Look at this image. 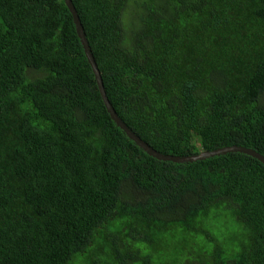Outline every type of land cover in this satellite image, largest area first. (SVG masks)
Here are the masks:
<instances>
[{
  "label": "trees",
  "instance_id": "obj_1",
  "mask_svg": "<svg viewBox=\"0 0 264 264\" xmlns=\"http://www.w3.org/2000/svg\"><path fill=\"white\" fill-rule=\"evenodd\" d=\"M71 1L108 100L149 147L264 156V0ZM227 208L245 238L225 261L204 221ZM163 216L213 244L200 264H264V164L149 156L106 110L65 1L0 0V264H98L104 227L113 264H151L124 240L154 246Z\"/></svg>",
  "mask_w": 264,
  "mask_h": 264
},
{
  "label": "rangeland",
  "instance_id": "obj_2",
  "mask_svg": "<svg viewBox=\"0 0 264 264\" xmlns=\"http://www.w3.org/2000/svg\"><path fill=\"white\" fill-rule=\"evenodd\" d=\"M152 217L155 218V216ZM233 217L232 211L227 208L222 210L218 216H210L204 221L205 229L210 231L217 243L222 247L225 261L233 259L234 254L239 249L240 242H243L245 238L241 224ZM157 222L163 223L166 227L161 228L163 235L156 240L154 246L145 241L138 244L143 255H153L156 264H171V261L175 258H180V261H182L186 254L190 253L192 256H197L203 250L208 251L213 249V244L205 239V235H194L193 233L184 231L178 225L173 224V219L170 216H163ZM118 224L116 223V226ZM116 232L115 228L111 227H104L98 231L97 239L105 248L104 253L97 252L94 255V258L99 261L98 264H102L101 261L103 259L108 260L110 264L114 263L108 239L115 235ZM124 242L126 245L130 244L129 240H124ZM82 256H77L74 264H87L86 258ZM210 263L211 261L209 260L208 264ZM125 264L135 263L126 262ZM188 264H200V262L195 257Z\"/></svg>",
  "mask_w": 264,
  "mask_h": 264
},
{
  "label": "water",
  "instance_id": "obj_3",
  "mask_svg": "<svg viewBox=\"0 0 264 264\" xmlns=\"http://www.w3.org/2000/svg\"><path fill=\"white\" fill-rule=\"evenodd\" d=\"M64 1L66 3L67 7L69 8L70 12L72 13L73 20H74V23L76 26L77 35L79 36L82 47L84 49V52L86 53V56L92 65L93 71L95 73L97 85L99 88V92L102 96L106 110L110 114L111 118L115 121L117 126H119L126 133V135L129 138H131L139 147L143 148L149 156H152L158 160L182 163V162H194V161H198V160H204L206 158H209L212 156H218L220 154H225L228 152H241V153H245L247 155H250V156L258 159L261 163L264 164V156H261L260 154L255 153L252 149L243 148V147H239V146L224 147V148L216 149L214 151H203V152H200L196 155L183 156V157L172 156L171 154H162V153L157 152L156 150L152 149L151 147H149L138 136H136L133 132H131V130H129V128H127V126L117 116L115 109L113 108L112 104L110 103V101L108 100V98L106 96L105 88L103 86V82H102L101 76L99 74V70L97 68V65H96L94 58L91 54V51L89 49L88 42H87V39H86L84 31H83V27L80 23L79 17H78L77 12H76L73 4H72V1L71 0H64Z\"/></svg>",
  "mask_w": 264,
  "mask_h": 264
},
{
  "label": "clouds",
  "instance_id": "obj_4",
  "mask_svg": "<svg viewBox=\"0 0 264 264\" xmlns=\"http://www.w3.org/2000/svg\"><path fill=\"white\" fill-rule=\"evenodd\" d=\"M88 42V41H87ZM89 46V45H88ZM90 49V48H89ZM205 151H212V150H205ZM214 151V150H213ZM201 152H203V151H201ZM198 153H200V152H198ZM197 153V154H198ZM172 156H177V155H173V154H171ZM194 155H196V154H194ZM183 156H186V155H182V156H178V157H183ZM187 156H192V155H187ZM158 160V159H157ZM160 161H163V160H160ZM198 161H201V160H198ZM171 162V161H170ZM195 162V161H194ZM173 163H176V162H173ZM182 163H191V162H182ZM184 215H185V213H184ZM160 225H161V227L159 228V230H161L162 232H163V230L161 229V228H163V227H166V225H164L163 223H159ZM141 243V241L135 236L131 241H130V245H132L134 248H137V249H139L140 250V252H141V255L143 256V257H145V256H151V259H152V263L151 264H156L155 262H154V259H153V255L152 254H146V255H143L142 254V250L138 247V244H140ZM198 256L199 255H197V256H192L190 253L189 254H186L184 257H183V259L182 260H188V259H190L191 260V262L193 261V258H197L198 259V261H199V258H198ZM180 258H175V259H173L172 261H174V260H179ZM143 262V263H142ZM140 264H147L144 260H141L140 261Z\"/></svg>",
  "mask_w": 264,
  "mask_h": 264
}]
</instances>
